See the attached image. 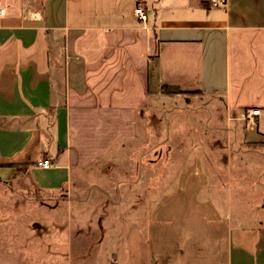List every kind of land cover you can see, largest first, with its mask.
Here are the masks:
<instances>
[{"label":"crops","instance_id":"obj_1","mask_svg":"<svg viewBox=\"0 0 264 264\" xmlns=\"http://www.w3.org/2000/svg\"><path fill=\"white\" fill-rule=\"evenodd\" d=\"M209 1L0 0V181L54 215L36 226L65 235L56 264H264V224L235 215L233 178L210 171L232 170V152L264 169V0ZM159 108L168 121L205 110L214 124L196 118V141L168 147L164 191L151 193L152 178L141 194L142 154H112L151 136Z\"/></svg>","mask_w":264,"mask_h":264},{"label":"rangeland","instance_id":"obj_2","mask_svg":"<svg viewBox=\"0 0 264 264\" xmlns=\"http://www.w3.org/2000/svg\"><path fill=\"white\" fill-rule=\"evenodd\" d=\"M180 103L181 106H183L186 104V100L183 99ZM188 104L190 105L189 107H192L191 102ZM160 109L161 108L157 109L156 117H158V119L150 120L152 124L148 125L149 135L151 136L144 135L140 142H136L135 145L131 144L129 146L131 149L126 147L128 150L126 149L124 154H120L118 151L117 155L112 154L117 161L121 162L137 161V156L142 154L139 156L141 158L137 162L138 165L136 164L135 172L132 176L133 179L139 180L140 184L136 185L135 188L137 192L139 191L141 194L144 193L143 189L152 178V182H155L156 179L157 184L156 190H152L151 193L164 191L165 185L168 183V167L171 166H168V147L170 145L173 147L188 143L191 145L193 141L196 140H192L188 134H191L192 130L196 131L203 127L202 120L205 125L208 124L210 127L214 124L213 120L209 119L211 112L205 110H199L195 113L187 111L188 117L178 110L177 114L175 113L178 117L170 116V122L168 121V113L166 114V119L162 116ZM182 115L183 117H181ZM162 117H164L165 120ZM196 118L203 119L197 120ZM148 127H145V131ZM152 130L153 135L151 134ZM213 134V130H209V133H207L208 138L205 139L207 148L208 146H212L214 138H218V136H214ZM232 139L234 140V137H232ZM230 143H232V141H230ZM230 143H227V145ZM232 144L236 147L235 142ZM132 147H140L141 150L140 152H133ZM209 150L208 157L213 161L215 160L213 149L210 148ZM223 155L227 157L228 153L227 155ZM231 155L232 163H235L232 170L225 169L224 171V169L220 168L219 170H215L212 164L210 171L216 173L217 178H219V176L225 178L231 176V178H233L232 184L227 187H231L233 190V199L236 205L234 208L235 215H238V213H245V215H249L251 219L249 224H264V176L262 173L264 169L258 167V169L251 170L240 166L239 161L251 157L248 152L242 155L237 152H232ZM219 157H222L221 153ZM256 158L258 159V156H256ZM262 159L263 158H260V161H262ZM124 166L126 167V164H124ZM130 167H132V165ZM119 170H117L116 174L117 179L124 180V178H127V175L124 174L127 172L128 168L126 167L125 172L124 170ZM243 179L247 180L244 181ZM243 182L248 184H242ZM116 188H121V184L117 183ZM35 196L33 191L28 192L25 188L20 189L10 183L0 181V264H56L55 258H58L59 254L62 255V249L53 248L54 246H52V243L54 244V241L59 243V240L62 241L65 235L59 234L57 237H54L47 226L42 229L36 226L37 222L45 225L51 224V218L54 217V215L47 216V209L40 206V201H37ZM116 200L117 197L112 192L110 202L115 204V206L111 205L114 210H116V204L118 203ZM68 202L71 201L68 200ZM50 203L53 204V202ZM117 212L114 211L115 216ZM58 217L61 218L63 215ZM118 217L119 215L117 218ZM235 218L236 221L241 219L239 216ZM243 219L246 220L247 218ZM114 220H116V217ZM57 262L59 264L58 259Z\"/></svg>","mask_w":264,"mask_h":264},{"label":"built area","instance_id":"obj_3","mask_svg":"<svg viewBox=\"0 0 264 264\" xmlns=\"http://www.w3.org/2000/svg\"><path fill=\"white\" fill-rule=\"evenodd\" d=\"M210 5L212 6H220L222 3V0H210L209 1ZM224 4V2H223ZM5 14V9L0 10V17H2ZM135 14L139 18L140 21H146L147 15H146V10L142 4H138L136 9H135ZM260 115V110L254 109L251 110L248 114V119L253 120L255 117ZM39 165L44 167V168H51L53 166L52 160L44 158L39 161Z\"/></svg>","mask_w":264,"mask_h":264},{"label":"trees","instance_id":"obj_4","mask_svg":"<svg viewBox=\"0 0 264 264\" xmlns=\"http://www.w3.org/2000/svg\"><path fill=\"white\" fill-rule=\"evenodd\" d=\"M164 91L174 93V92H178L179 90L178 89H170V87L164 86Z\"/></svg>","mask_w":264,"mask_h":264}]
</instances>
